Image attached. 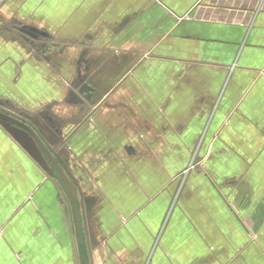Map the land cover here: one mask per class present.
<instances>
[{
  "label": "crops",
  "instance_id": "crops-1",
  "mask_svg": "<svg viewBox=\"0 0 264 264\" xmlns=\"http://www.w3.org/2000/svg\"><path fill=\"white\" fill-rule=\"evenodd\" d=\"M0 107V264H264V0H0Z\"/></svg>",
  "mask_w": 264,
  "mask_h": 264
},
{
  "label": "water",
  "instance_id": "water-1",
  "mask_svg": "<svg viewBox=\"0 0 264 264\" xmlns=\"http://www.w3.org/2000/svg\"><path fill=\"white\" fill-rule=\"evenodd\" d=\"M11 116H13V117H11ZM5 121L9 124L16 125L22 131H25V132L28 131L35 138V140L37 141V143L39 144L41 149L46 153V155L49 157V159L54 163L55 167L58 170L60 178L63 179V181H64L66 189L70 188L74 192L73 185L77 184L75 177L69 171L66 163L61 158V156L58 153H55L50 148L46 147V145H45L43 139L41 138L40 134L33 127H31L29 124H27V122H25L24 120L21 121L20 119H18V117L15 116V114H13L11 111L0 107V124L8 129ZM8 131H9V133H11L10 129H8ZM57 161L59 162L60 166L57 164Z\"/></svg>",
  "mask_w": 264,
  "mask_h": 264
},
{
  "label": "flooded vegetation",
  "instance_id": "flooded-vegetation-1",
  "mask_svg": "<svg viewBox=\"0 0 264 264\" xmlns=\"http://www.w3.org/2000/svg\"><path fill=\"white\" fill-rule=\"evenodd\" d=\"M15 116H17L16 114H15ZM11 117H13V116H11ZM17 117H19V116H17ZM19 118H21V117H19ZM22 119V118H21ZM25 122H27V124H29L31 127H33L37 132H39L37 129H36V127L33 125V124H31L29 121H26V120H24ZM8 127H10L11 128V130H13V131H16V130H18L17 129V126L16 125H14V124H9L8 125ZM9 129V128H8ZM26 132H28V131H26ZM25 132V133H26ZM28 134L35 140V138L28 132Z\"/></svg>",
  "mask_w": 264,
  "mask_h": 264
},
{
  "label": "rangeland",
  "instance_id": "rangeland-1",
  "mask_svg": "<svg viewBox=\"0 0 264 264\" xmlns=\"http://www.w3.org/2000/svg\"><path fill=\"white\" fill-rule=\"evenodd\" d=\"M60 142H61V141H60ZM60 142H59V144H61ZM1 234H2V231H0V235H1Z\"/></svg>",
  "mask_w": 264,
  "mask_h": 264
}]
</instances>
